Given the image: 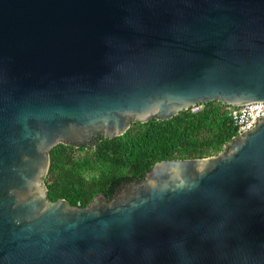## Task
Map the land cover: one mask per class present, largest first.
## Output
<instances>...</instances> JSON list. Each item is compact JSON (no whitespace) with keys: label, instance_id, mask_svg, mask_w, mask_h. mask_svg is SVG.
Segmentation results:
<instances>
[{"label":"water","instance_id":"95a60500","mask_svg":"<svg viewBox=\"0 0 264 264\" xmlns=\"http://www.w3.org/2000/svg\"><path fill=\"white\" fill-rule=\"evenodd\" d=\"M264 100V0H0V264H264V110L215 154L48 200L57 142Z\"/></svg>","mask_w":264,"mask_h":264},{"label":"trees","instance_id":"16d2710c","mask_svg":"<svg viewBox=\"0 0 264 264\" xmlns=\"http://www.w3.org/2000/svg\"><path fill=\"white\" fill-rule=\"evenodd\" d=\"M198 105L165 119L132 120L121 134L99 138L83 154L70 152L61 142L53 144L47 151V198L84 206L95 193L104 192L106 177L136 179L157 160L215 154L235 134V126L225 104L208 100ZM89 171L90 183L85 184Z\"/></svg>","mask_w":264,"mask_h":264},{"label":"flooded vegetation","instance_id":"af4514ba","mask_svg":"<svg viewBox=\"0 0 264 264\" xmlns=\"http://www.w3.org/2000/svg\"><path fill=\"white\" fill-rule=\"evenodd\" d=\"M131 121H132V119L128 120V125L130 124ZM97 140L98 139L91 141V142H88V143H85V144H76V145L66 144V145L69 146L70 152H73L74 154H76V153H82L83 154L86 151H89L90 147H92L96 143ZM46 172H47V170H46ZM46 172L42 177V183H43V186L45 187V189L49 183V180L46 176ZM89 174H90V171L88 173L87 172L84 173V183L85 184L90 183V179L88 176ZM143 178H144V174L141 177L136 178V179L135 178H129V179H125V180L116 179L115 177H112V176L106 177V179L102 183V189L104 192L99 191V192L95 193L90 198L89 202L91 201L92 198L97 197V196L100 198H103V199H109V198L113 197L114 195H116L117 193H119L120 191H122L123 189H125L126 187H128L129 185L139 184ZM88 203L84 206H87ZM74 206H76V205H74Z\"/></svg>","mask_w":264,"mask_h":264},{"label":"built area","instance_id":"2783aa9c","mask_svg":"<svg viewBox=\"0 0 264 264\" xmlns=\"http://www.w3.org/2000/svg\"><path fill=\"white\" fill-rule=\"evenodd\" d=\"M199 105L189 106L190 110H195ZM227 113L235 126V134L248 130L255 123L261 112L264 110V100L243 102L236 105H224Z\"/></svg>","mask_w":264,"mask_h":264},{"label":"clouds","instance_id":"9594fccd","mask_svg":"<svg viewBox=\"0 0 264 264\" xmlns=\"http://www.w3.org/2000/svg\"><path fill=\"white\" fill-rule=\"evenodd\" d=\"M234 136V135H233Z\"/></svg>","mask_w":264,"mask_h":264}]
</instances>
